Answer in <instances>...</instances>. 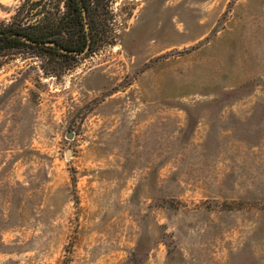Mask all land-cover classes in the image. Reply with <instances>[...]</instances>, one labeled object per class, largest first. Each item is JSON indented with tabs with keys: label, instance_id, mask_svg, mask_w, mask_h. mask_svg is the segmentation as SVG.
<instances>
[{
	"label": "rangeland",
	"instance_id": "obj_1",
	"mask_svg": "<svg viewBox=\"0 0 264 264\" xmlns=\"http://www.w3.org/2000/svg\"><path fill=\"white\" fill-rule=\"evenodd\" d=\"M101 15L91 52L0 53V264H264V0Z\"/></svg>",
	"mask_w": 264,
	"mask_h": 264
},
{
	"label": "trees",
	"instance_id": "obj_2",
	"mask_svg": "<svg viewBox=\"0 0 264 264\" xmlns=\"http://www.w3.org/2000/svg\"><path fill=\"white\" fill-rule=\"evenodd\" d=\"M113 1L65 0L66 13L58 23L51 22L45 26L34 25L23 29L0 30V53L17 49L21 45H27L45 53H57L60 57H74L72 54L63 53L59 48L48 46V44H55L73 52H91L93 44H95L100 33L96 22L101 19V11H107ZM83 11L86 13V20ZM63 31L68 35V38L64 41L57 38V35H60ZM20 37H24L32 43H28Z\"/></svg>",
	"mask_w": 264,
	"mask_h": 264
},
{
	"label": "water",
	"instance_id": "obj_3",
	"mask_svg": "<svg viewBox=\"0 0 264 264\" xmlns=\"http://www.w3.org/2000/svg\"><path fill=\"white\" fill-rule=\"evenodd\" d=\"M83 16H84V18H85V20H86V13H85V11H83ZM22 40H25L26 42H29V43H32V41H30V40H27V39H25L24 37H20ZM48 46H54V47H57V48H59V50L61 51V52H63V53H66V54H72V55H83L86 51H84V52H82V53H79V52H73V51H68V50H66V49H64V48H61V47H58L57 45H55V44H48ZM88 48V47H87Z\"/></svg>",
	"mask_w": 264,
	"mask_h": 264
}]
</instances>
